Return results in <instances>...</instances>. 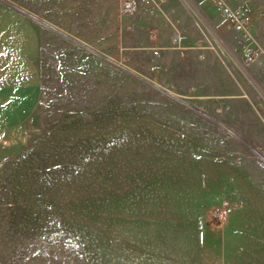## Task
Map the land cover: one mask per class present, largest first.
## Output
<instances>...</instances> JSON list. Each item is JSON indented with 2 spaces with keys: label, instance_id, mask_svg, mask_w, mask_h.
<instances>
[{
  "label": "rangeland",
  "instance_id": "rangeland-1",
  "mask_svg": "<svg viewBox=\"0 0 264 264\" xmlns=\"http://www.w3.org/2000/svg\"><path fill=\"white\" fill-rule=\"evenodd\" d=\"M229 4L247 33L211 0H0L40 46L0 264H264V0Z\"/></svg>",
  "mask_w": 264,
  "mask_h": 264
},
{
  "label": "crops",
  "instance_id": "crops-1",
  "mask_svg": "<svg viewBox=\"0 0 264 264\" xmlns=\"http://www.w3.org/2000/svg\"><path fill=\"white\" fill-rule=\"evenodd\" d=\"M10 19V13L0 11L5 32L0 31V131L33 108L40 79L35 58L40 49L37 35L12 36L11 22H3Z\"/></svg>",
  "mask_w": 264,
  "mask_h": 264
},
{
  "label": "built area",
  "instance_id": "built-area-1",
  "mask_svg": "<svg viewBox=\"0 0 264 264\" xmlns=\"http://www.w3.org/2000/svg\"><path fill=\"white\" fill-rule=\"evenodd\" d=\"M214 5H219L221 11L230 18V20L235 24L236 28L243 32L244 34L249 31V28L252 27V23L248 14L240 9H233L228 0H211ZM246 58L249 61H252L259 57L260 51L256 49L247 48L246 49Z\"/></svg>",
  "mask_w": 264,
  "mask_h": 264
}]
</instances>
